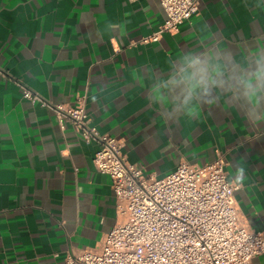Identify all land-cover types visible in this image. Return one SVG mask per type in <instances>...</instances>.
I'll return each instance as SVG.
<instances>
[{
  "label": "crops",
  "instance_id": "1",
  "mask_svg": "<svg viewBox=\"0 0 264 264\" xmlns=\"http://www.w3.org/2000/svg\"><path fill=\"white\" fill-rule=\"evenodd\" d=\"M199 7L145 42L161 0H0V264H66L124 219L100 143L54 109L83 95L90 123L157 177L225 156L241 221L264 232V0Z\"/></svg>",
  "mask_w": 264,
  "mask_h": 264
},
{
  "label": "built area",
  "instance_id": "2",
  "mask_svg": "<svg viewBox=\"0 0 264 264\" xmlns=\"http://www.w3.org/2000/svg\"><path fill=\"white\" fill-rule=\"evenodd\" d=\"M161 4L166 19L145 42L176 32L200 10L199 0ZM23 96L40 100L28 88ZM54 109L61 124L70 121L86 140L100 143L94 164L112 178L124 216L105 236L101 250L81 249L66 264H255L264 253V232L240 219L235 197L240 184L229 179L225 156L205 165L182 161L172 173L157 177L128 161L121 140L90 123L85 95L75 105Z\"/></svg>",
  "mask_w": 264,
  "mask_h": 264
},
{
  "label": "clouds",
  "instance_id": "3",
  "mask_svg": "<svg viewBox=\"0 0 264 264\" xmlns=\"http://www.w3.org/2000/svg\"><path fill=\"white\" fill-rule=\"evenodd\" d=\"M256 78L257 79L264 78V70L257 71ZM249 87H251V85H249ZM250 100L252 101V103H256L257 97L253 94L250 96ZM240 171H243V169H240Z\"/></svg>",
  "mask_w": 264,
  "mask_h": 264
}]
</instances>
